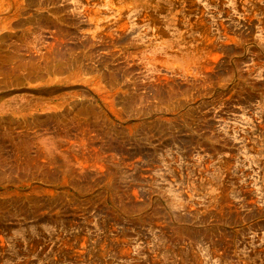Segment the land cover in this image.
<instances>
[{"label": "rangeland", "instance_id": "obj_1", "mask_svg": "<svg viewBox=\"0 0 264 264\" xmlns=\"http://www.w3.org/2000/svg\"><path fill=\"white\" fill-rule=\"evenodd\" d=\"M0 264H264V0H0Z\"/></svg>", "mask_w": 264, "mask_h": 264}]
</instances>
